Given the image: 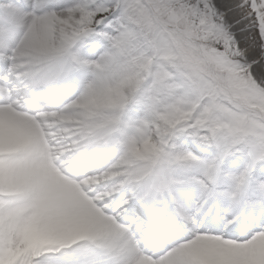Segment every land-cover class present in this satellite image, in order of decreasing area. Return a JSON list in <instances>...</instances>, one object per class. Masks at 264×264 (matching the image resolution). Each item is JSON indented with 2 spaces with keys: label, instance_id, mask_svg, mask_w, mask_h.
<instances>
[{
  "label": "snow or ice",
  "instance_id": "6c2138e0",
  "mask_svg": "<svg viewBox=\"0 0 264 264\" xmlns=\"http://www.w3.org/2000/svg\"><path fill=\"white\" fill-rule=\"evenodd\" d=\"M0 264H264V0H0Z\"/></svg>",
  "mask_w": 264,
  "mask_h": 264
}]
</instances>
